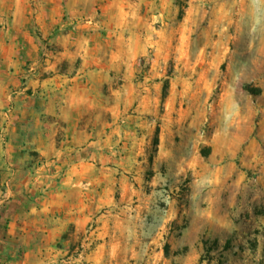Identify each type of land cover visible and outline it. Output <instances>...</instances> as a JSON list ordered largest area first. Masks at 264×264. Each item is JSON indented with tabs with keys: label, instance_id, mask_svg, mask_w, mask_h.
I'll return each instance as SVG.
<instances>
[{
	"label": "rangeland",
	"instance_id": "rangeland-1",
	"mask_svg": "<svg viewBox=\"0 0 264 264\" xmlns=\"http://www.w3.org/2000/svg\"><path fill=\"white\" fill-rule=\"evenodd\" d=\"M60 43L77 56L50 68ZM57 75L112 112L77 148L90 160L80 187L105 205L46 264H95L101 217L137 222V255L98 264H264V0H0V111L21 110L33 133L23 146L0 115V172H31L35 199L76 163L38 140L40 97L59 89L43 80Z\"/></svg>",
	"mask_w": 264,
	"mask_h": 264
},
{
	"label": "crops",
	"instance_id": "crops-1",
	"mask_svg": "<svg viewBox=\"0 0 264 264\" xmlns=\"http://www.w3.org/2000/svg\"><path fill=\"white\" fill-rule=\"evenodd\" d=\"M12 1L15 3V0ZM59 45L56 50V61H49L50 68L67 57L71 59L77 56L72 52L74 46L69 48L64 43ZM84 77L79 76L71 81L78 83ZM68 78L66 75H57L54 79L52 77L43 80V86L49 87L55 83L59 89L48 88L40 97V107L43 112L37 126L38 140L44 148L43 157L50 159L53 150L59 152L61 154L59 156H63V150L66 149L70 153L77 152L72 154L76 163L67 173L68 177L66 181L61 182L60 187L47 186L45 194L36 199L27 195L31 172H0V184L7 186L6 193L1 196L2 198L0 197V264H46L47 259L58 258L64 252L61 245L70 240L68 237L77 238L85 235L96 216L97 209L105 205L104 199H99V204H96L90 188L80 187L81 180L90 177V160L83 155L80 156L77 148L85 146L89 149L95 144L93 139L96 130L111 124L112 108L108 102L103 103L97 110L95 93L89 90L88 86L85 91L65 89L61 83ZM24 93L23 91L9 95L7 99L25 103L29 97ZM12 112L11 118L9 113L0 111V115L5 114L9 119L8 131L12 133L14 140L18 137L24 146L33 139L31 126L26 124L23 127L20 124L21 110L13 109ZM47 177L51 178V176ZM98 223L91 237L99 241V247L88 258L90 261L98 264L102 259L118 260L136 257V250L130 249V242L138 238L137 230L132 229L137 227V222L135 224L129 220H110L101 217ZM131 238L134 240L131 241ZM109 264L120 263L110 261Z\"/></svg>",
	"mask_w": 264,
	"mask_h": 264
}]
</instances>
